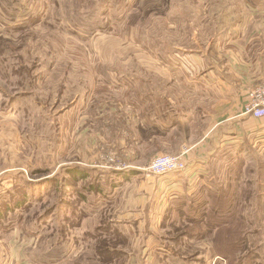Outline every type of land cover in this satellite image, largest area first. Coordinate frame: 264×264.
<instances>
[{"label": "rangeland", "instance_id": "obj_1", "mask_svg": "<svg viewBox=\"0 0 264 264\" xmlns=\"http://www.w3.org/2000/svg\"><path fill=\"white\" fill-rule=\"evenodd\" d=\"M238 73L264 84V0H0V264H229L215 255L227 232L232 242L246 238L238 258L251 248L258 254L239 264H264L261 127L222 141L195 190L174 194L148 237L129 224L126 241L115 232L120 243L111 244L121 201L105 155L128 166L114 171L141 177L159 154L200 149L198 140L225 115L227 93L242 88ZM220 77L234 84L218 95ZM197 78L213 84L178 81ZM149 87L180 112L167 133L142 130L140 110L126 108ZM132 146L140 165L123 150ZM79 168L88 177L74 179ZM224 189L243 223L184 237L192 226L183 218L200 215L179 209Z\"/></svg>", "mask_w": 264, "mask_h": 264}, {"label": "crops", "instance_id": "obj_2", "mask_svg": "<svg viewBox=\"0 0 264 264\" xmlns=\"http://www.w3.org/2000/svg\"><path fill=\"white\" fill-rule=\"evenodd\" d=\"M245 69H247V67H245ZM237 77H240L242 80L239 84L242 88L237 86V91L235 93H227L226 96H229L230 99L225 101L227 104V110L225 109L226 112L224 117L217 122V126H211L207 132L204 133V136L209 133L207 139L204 140L203 137L198 140L199 142L197 141L199 143H197V146L200 145V149H195L194 152L188 156L187 168L184 171L169 173L164 176H155L146 173L142 174L143 176L141 177H137V174H135L134 176L124 178L122 183H120V179H115L114 176H111V180L114 178L115 182L119 184L111 193L116 194V201H121V205L119 206L118 211H116L117 219L115 220L123 234H128L126 231L130 224L134 230L136 229L138 231V226L141 229L147 230V232L145 231L146 233L144 237H148V234L151 233V227H154V216L161 212L163 205L165 207L171 200L172 196L176 193L181 195L190 192L197 183L203 179L200 172H204V169L210 166L213 151L219 146H225V144H222V141L236 139L235 141L239 142V140L245 135L260 134L261 131L259 130V127L264 129V123L262 120H253L249 116L240 117L235 121H231L230 124L224 123L230 120L229 117H225L229 113L238 114L241 112L247 92L256 86L254 81L252 82V80H249V76L244 77L243 73H238ZM171 80L176 82L178 79ZM140 81H145L142 83L143 85L151 86L149 83L151 80L141 79ZM156 81L165 82L163 79ZM178 81L184 86L189 87L203 85L204 90L206 86L209 87V85L213 84V80L210 79H180ZM231 83H233L232 80L227 77L225 80L222 79L221 81H218V95L220 94V91L223 93L227 92L228 89L226 86L228 85L230 87ZM245 83L246 86L243 85ZM243 87L247 90H243ZM143 91L145 92V95L142 93L138 103L129 100L126 106L127 110H132L134 108L140 110L139 112L141 113L142 122H145L141 124L142 130H151L160 134L173 130L178 121L177 115L180 113L178 108L171 103V99L165 102L163 96L160 98L161 101H158L156 98L159 95L158 93L153 94V88L151 87L148 89L145 88ZM208 92L209 94L212 93L211 89H208ZM146 96L149 98L146 99ZM126 112L129 115L132 113L130 111ZM148 119H151L152 123L148 122ZM132 147H125L123 150L127 151L130 156L129 159L133 161L134 164H137L138 162L135 161L138 160V157L135 155L137 151ZM173 154L174 153H172V155ZM137 165H140V163ZM194 190L195 188L193 191ZM135 234H137L136 231Z\"/></svg>", "mask_w": 264, "mask_h": 264}, {"label": "trees", "instance_id": "obj_3", "mask_svg": "<svg viewBox=\"0 0 264 264\" xmlns=\"http://www.w3.org/2000/svg\"><path fill=\"white\" fill-rule=\"evenodd\" d=\"M77 168V167H75ZM116 173L117 175L114 176L116 178H127L130 176H134L137 171L135 170H129V171H114L112 170L111 173ZM110 175V174H109ZM74 179L75 178H86L88 177L87 173L79 168V170L75 169L73 170V174L71 175ZM108 176V175H107ZM93 190V188L91 189ZM228 190H225L223 192H219L218 194H212V197L210 198V195L208 196V200H205V197H202V200L200 202L198 201L196 207H185L181 210V212L189 211L193 212L194 214L200 215V217H186L183 218V221L185 224L192 226L191 228L185 227L184 228V237L187 238H194V237H205L209 234H212L213 232L223 233L226 232L228 228H231L236 222L241 225L243 221L245 220V216L241 215V212L238 207L235 205V196L232 194L227 193ZM14 205H21V203L25 200L24 197L21 195L14 198ZM176 201V200H175ZM173 200L169 201L168 208L169 210L172 209V204L175 202ZM191 202V201H190ZM8 206V205H7ZM202 210L203 213H200L199 211ZM205 217V219L202 218ZM167 218V217H166ZM165 218V219H166ZM115 226V227H114ZM166 226V220L163 222V227ZM186 226V225H183ZM111 230L114 232H111V244L116 245L118 243H114L116 233H118L119 236H122L124 240L126 241V236L121 232L119 226L116 224V222H111ZM246 228V227H245ZM199 230L197 233L196 231ZM204 232H203V231ZM109 231V230H105ZM228 233V232H227ZM227 233L224 234L225 238L220 240V244H218L215 248V255L224 257L229 261V264H239L240 261H253L258 257V254L255 252L254 249L251 248V250L246 251L244 255L241 254V257L238 258V254L235 252L238 250H245L246 248V238L242 241L237 240L235 242L230 241V237L227 236ZM114 237V239L112 238ZM241 237H248L246 236V232H243ZM111 245V253L113 256L111 259L116 261L115 259V253L114 251L116 246ZM235 253V254H234ZM121 261L115 262L114 264H120Z\"/></svg>", "mask_w": 264, "mask_h": 264}, {"label": "built area", "instance_id": "obj_4", "mask_svg": "<svg viewBox=\"0 0 264 264\" xmlns=\"http://www.w3.org/2000/svg\"><path fill=\"white\" fill-rule=\"evenodd\" d=\"M249 116L253 120H262L264 123V84L254 86L246 94L241 112L238 116ZM192 148L184 146L177 155L159 154L147 167L149 173L155 176H163L169 173L184 171L187 168V158L191 155ZM105 166L112 170H124L128 166L120 161L114 153L106 154L104 158Z\"/></svg>", "mask_w": 264, "mask_h": 264}]
</instances>
